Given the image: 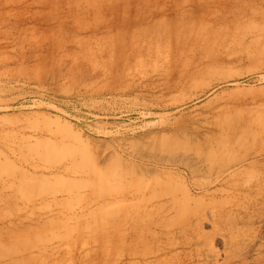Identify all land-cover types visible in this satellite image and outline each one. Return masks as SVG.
<instances>
[{
	"label": "rangeland",
	"instance_id": "374dc122",
	"mask_svg": "<svg viewBox=\"0 0 264 264\" xmlns=\"http://www.w3.org/2000/svg\"><path fill=\"white\" fill-rule=\"evenodd\" d=\"M0 264H264V0H0Z\"/></svg>",
	"mask_w": 264,
	"mask_h": 264
}]
</instances>
